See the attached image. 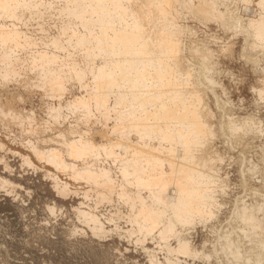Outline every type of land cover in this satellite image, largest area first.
Here are the masks:
<instances>
[{
	"label": "rangeland",
	"instance_id": "374dc122",
	"mask_svg": "<svg viewBox=\"0 0 264 264\" xmlns=\"http://www.w3.org/2000/svg\"><path fill=\"white\" fill-rule=\"evenodd\" d=\"M4 1L8 4L0 7V264H234V261H230L233 253V256L239 255L237 258L240 261V256H249L251 253L249 257L254 256L255 263L251 261L253 258L249 260L245 256V264H264V238L261 236L264 233V92L261 91L264 89V83H261L264 82V51L261 50L262 47L258 48L260 44L257 41L251 37H246V40L238 32V27L242 24L246 26L250 21H258L259 14L263 11L262 6L257 5L260 0H182L185 4L180 0H104V16L97 13L94 15L95 12L87 9L90 8L86 7L87 4L93 5L90 0H83L85 2L82 3L81 0ZM107 3L112 5L108 6ZM108 7L113 12L112 16L108 14ZM202 7L208 9V15ZM76 10L81 16L79 13L75 14ZM211 12L218 13L220 17H224L222 14L227 15L229 24L226 22L224 26L221 21L214 20L219 16L211 17ZM159 15L170 23L172 20L174 27L168 28L170 23L163 21ZM107 16L116 18L112 21L111 28L102 33L96 23L108 18ZM137 16L143 19L138 22H147L142 30L145 31V37L156 38L158 31L161 36V32L165 30L163 37L173 34L171 39H177L176 51H172L176 59L178 53L177 62L180 65L174 66L176 59L164 61L170 67L168 79L173 76L175 79L178 74L181 86H185L183 90L188 93L187 98H193L191 103L202 111L200 113H205L207 128H211L210 132L213 131L215 139L209 135L208 129L204 130L205 136L203 134L201 137H206L209 144L200 145L203 149L199 145V148L193 145L191 150L194 155L190 159H185L182 145L173 146L166 139L160 141L162 130L154 129V133L152 127L153 134L150 135L148 133L151 129L144 130L148 132L149 138L146 132L144 135L140 132L142 110L136 105L122 104L120 89L114 90L120 82L118 79H121L119 74L124 57L115 55L118 62L112 56L109 58V55L103 54L104 51L100 54L99 49H103L108 40L107 44L111 45L119 35H123L119 29L123 33L127 25L130 28L132 21L138 19ZM236 20L240 23L237 24L238 29L235 28ZM165 39L170 40L166 37L163 40ZM135 49L140 51V47ZM138 55L136 57H140ZM115 62L120 63L119 68ZM104 64H107L106 67ZM50 67L53 69L50 70ZM110 73L116 78L113 81L114 88L106 87L105 77ZM182 74H187V78ZM135 81L128 84L131 87H127L132 89L137 83ZM121 84L124 85L123 82ZM126 85L127 83L124 87ZM190 92L193 94L190 95ZM185 104L183 107L192 106L189 102ZM180 107L182 109V106H178ZM148 108L149 112L159 109ZM119 116L130 117V123L125 122L127 118ZM247 120L251 122L244 125L243 122ZM229 121L234 123L231 128ZM160 124L156 126L162 128L163 125ZM165 130L166 128L163 132ZM72 144L77 149L84 146V150H81L85 152L90 149V154L78 158L72 156ZM88 145L90 148L85 149ZM146 147L157 152L159 150L161 162L155 163V170L151 171L150 168L145 170L146 162L144 165L142 163V169L138 173H144L142 177L149 176V173L150 176L153 173V176L171 174L179 168L194 172L197 168V171L200 169L201 173L205 172V178H212L209 185L201 191L202 200H195L192 204L194 210L191 213H177L181 217L172 221L171 211L167 210L165 216L162 210L165 203L161 202L163 199L158 200L161 191L150 192L146 186L137 183L134 174L126 168V159L135 155L133 153H143ZM168 149H171L170 153ZM199 149H205L203 152L206 154H199L202 152ZM198 157L202 163L206 162V168L204 164L199 167L202 163L198 164V159H195ZM203 158H207L206 161ZM69 164V170L71 167L73 171L79 170L74 172H80L78 175L86 174L88 177L89 173L92 176L95 171L94 176L97 178L93 182L96 185L89 188L82 182L73 183L65 177L62 179V173L72 172L67 170L69 167L66 168ZM83 170L86 172L83 173ZM174 186L176 187L172 182L167 190H174ZM152 195L156 198L153 199ZM142 204L154 212V216L162 215L160 223L147 225L140 219L136 222ZM243 210L253 211L252 216L256 219L250 217L249 221L251 224L253 221V225L244 220L247 215ZM233 235H239V239H235ZM244 238L247 241L249 238L254 240L252 244L260 248L256 249L255 245L256 250L253 252L252 244L251 248L250 245L247 247V243L243 245L247 242H242ZM225 240L230 246H234L231 251L223 248L227 255L219 249ZM233 240H237V247L243 245L241 250L247 248L251 252L242 250L239 253L240 250L237 249L240 248L236 247ZM238 241L242 245H238ZM227 257L229 261L226 260Z\"/></svg>",
	"mask_w": 264,
	"mask_h": 264
},
{
	"label": "bare ground",
	"instance_id": "6f19581e",
	"mask_svg": "<svg viewBox=\"0 0 264 264\" xmlns=\"http://www.w3.org/2000/svg\"><path fill=\"white\" fill-rule=\"evenodd\" d=\"M68 1V0H67ZM82 1L83 0H81V3H82ZM85 1H87V0H85ZM85 1H83V2H85ZM93 1V5H89L88 6V4L86 5V7H90V8H87L89 11H92V13L93 12H95L94 13V15H105V8H106V3H104V2H102V1H104V0H90V3ZM124 1V0H123ZM176 1V0H175ZM181 2H182V0H180ZM198 1V0H197ZM203 1V0H202ZM219 1V0H218ZM234 1V0H233ZM236 1V0H235ZM246 1V0H245ZM7 2V1H6ZM4 0L2 1L1 0V2H0V7H1V5L2 6H4V7H6L7 6V4L8 3H6ZM13 2V1H12ZM80 2V1H79ZM88 2V1H87ZM201 2V1H200ZM225 2V1H224ZM242 2V1H241ZM250 2V1H249ZM14 3H15V1H14ZM18 3V2H17ZM16 3V4H17ZM26 3V2H25ZM71 3V2H70ZM120 3V2H119ZM130 3V2H129ZM132 3V2H131ZM130 3V4H131ZM142 3V2H141ZM177 3V2H176ZM182 3H184V2H182ZM204 3V2H203ZM212 3V2H211ZM258 3H259V1H258ZM34 4V3H33ZM75 4H77V3H75ZM92 4V3H91ZM108 4V3H107ZM109 4H111V3H109ZM109 4H108V6H109ZM115 4V3H114ZM116 4H117V2H116ZM121 4V3H120ZM144 4V3H143ZM169 4H170V2H169ZM185 4V3H184ZM205 4V3H204ZM221 4V3H220ZM247 4V3H246ZM28 5V4H27ZM29 5H30V3H29ZM28 5V6H29ZM63 5H64V3H63ZM67 5V4H66ZM79 5V4H78ZM84 5V4H83ZM82 5V6H83ZM112 5V4H111ZM174 5V4H173ZM191 5H192V3L190 4V7H191ZM225 5H226V3H225ZM258 6H262V8H263V11H262V13L261 14H259V17H258V21H250L246 26H243L244 24H242V26H239L238 27V25H240V23H239V20L236 22V26L235 25H233V26H235V28L236 27H238V28H236V29H238V32L240 31L242 34L241 35H244L245 36V38L246 37H251V39H254L255 41H257L259 44H260V47H258L259 49L262 47V49L261 50H263L264 51V0H260V3L259 4H257ZM71 6H72V4H71ZM70 6V7H71ZM76 6V5H75ZM85 6V5H84ZM181 6H183V4L181 5ZM201 6V5H200ZM212 6V5H211ZM14 7V6H13ZM19 7V6H18ZM21 7V6H20ZM24 7V6H23ZM73 7V6H72ZM97 7V8H96ZM123 7V6H122ZM138 7V6H137ZM145 7V6H144ZM150 6H148V8H149ZM169 7V6H168ZM193 7V6H192ZM206 7H207V5H206ZM224 7V6H223ZM2 8V7H1ZM16 8V7H15ZM63 8V7H62ZM79 7H76V9L79 11L80 9H78ZM117 8V7H116ZM116 8H115V10H116ZM119 8V7H118ZM141 8V7H140ZM170 8V7H169ZM179 8V7H178ZM202 8H205V7H202ZM201 8V9H202ZM209 8V7H208ZM6 9V8H5ZM64 9H65V11H66V7H64ZM71 8H69V10H70ZM82 9V8H81ZM111 9V8H110ZM184 9V8H183ZM187 9V8H186ZM191 9V8H190ZM206 9V8H205ZM249 9V8H248ZM77 10L76 11H74L75 12V14H77V13H79V12H77ZM182 10V9H181ZM188 10V9H187ZM208 9H206V11H207ZM250 10V9H249ZM72 11V10H71ZM108 11H109V7H108ZM107 11V12H108ZM133 11V10H132ZM139 11V10H138ZM148 11H150V9L148 10ZM175 11V10H174ZM193 11V10H192ZM235 11V10H234ZM247 11V10H246ZM252 11V10H251ZM63 12V11H62ZM67 12V11H66ZM83 12V11H82ZM111 12H112V10H111ZM110 11L108 12V14L109 15H111V14H113V12L111 13ZM195 12V11H194ZM69 13H70V11H69ZM86 13H87V11H86ZM97 13V14H96ZM127 13H128V11H127ZM129 13H131V11L129 12ZM141 13V12H140ZM156 13H158V12H156ZM155 13V14H156ZM188 13V12H187ZM202 13V12H201ZM204 13H205V11H204ZM210 13V12H209ZM212 14H210L211 15V17L213 16V15H215V16H213V17H216V16H219L218 15V13L217 14H214L213 12H211ZM246 13V12H245ZM260 13V12H259ZM74 14V13H73ZM80 14V16H81V13H79ZM88 14V13H87ZM91 14V13H90ZM118 14H120V13H118ZM143 15H144V13H142ZM154 14V13H153ZM203 14V13H202ZM206 14L208 15V11L206 12ZM0 15H1V13H0ZM89 15V14H88ZM117 15V14H116ZM123 15V14H122ZM141 16L142 18L144 17V16ZM146 15H147V13H146ZM179 15V14H178ZM194 15V14H193ZM209 15V16H210ZM222 15H224V17H225V19H224V17L222 16V17H216L214 20H217V21H221L222 22V25H224L225 26V24H229V22H230V20L225 16V14H222ZM112 16V15H111ZM151 16H152V13H151ZM157 16V15H156ZM160 16V15H159ZM158 16V17H159ZM162 16V15H161ZM160 16V17H161ZM183 16V15H182ZM203 16H204V14H203ZM69 17V16H68ZM95 17V16H94ZM108 18H103V19H100L98 22L99 23H96V24H98V28H100V30L102 31V33L107 29H109V28H111V26H112V21L114 20V18H116V17H114L113 19L111 18V17H109V16H107ZM138 17V16H137ZM148 17V16H147ZM146 17V18H147ZM184 17V16H183ZM231 17V16H230ZM75 18V17H74ZM91 18V17H90ZM96 18V17H95ZM120 18H121V16H120ZM135 18H136V16H135ZM154 18V17H153ZM152 18V19H153ZM163 18V21H166V23H170V22H168V20H165L164 19V17H161V19ZM112 19V20H111ZM134 19V18H133ZM143 20V19H141L140 17H138V19H134V21H132V23H131V26H130V28H128L127 26H129V25H127L125 28H126V30H127V28H128V31L126 32V30L122 33V31H121V29H119V31L121 32V34H123V35H117L118 36V38H117V40H114V41H112L111 40V38H110V42H111V45L110 44H107L108 43V41L106 42V45L103 47V49L101 48V49H99V50H101V52H100V54L104 51V53L103 54H106V55H109V58H110V56H112L113 58H114V56L116 55V56H118V55H121L122 57H124V59L122 60V58H120V60H122V64H121V67L120 66H118V65H120V63L118 64V62H119V60H118V62L116 63V66L119 68L120 67V69H121V73L119 74L120 75V77H121V79L119 78L118 80H120V82L122 83H124V85L127 83V85H126V87H124V85H122L120 82H119V84H118V82H117V84L119 85V87H118V85H117V88H115L114 90H118V89H120V92H121V95L119 96V98H120V102H122V104H125V106H131V105H133V106H137V108L139 107L140 108V111L142 110V112H143V118H142V120H139V124L141 125V128L142 129H140V132H142L143 133V135L145 134V132L146 131H148V128L149 129H151L152 127V129L154 130H157V129H159V130H162L161 132L163 133L161 136H160V134L158 135V136H160L159 138H161L160 139V141H162V139L164 140V139H166L167 141H170V143L172 142V145L173 146H175V145H178V144H180V145H182L183 147V149H184V152H185V159L187 160V158H191L194 154H193V150H191L192 149V147H193V145H207V144H209V143H207V138L206 137H204L203 139H202V137H203V132H204V130L206 129H208L207 130V132L211 129H209V127L207 128V126H208V124L206 123L207 121H206V118H207V116L205 115V113H200V112H202V111H200V109H198V107L196 106V108H195V106H194V104L193 103H191L192 102V100H193V98L190 100V98H187V94L188 93H186V91L185 90H183V87H185V86H181L182 84V82H180L179 81V78L177 77L178 76V74H177V76L175 77V79H174V76H173V78L172 77H170L169 79H168V76H170V74H171V72H170V67L169 66H166L165 64L167 63V62H164V61H168V59H176L175 57H174V49H175V44L178 42L177 41V39H174L173 38V40L171 39V37L173 36V34H172V36H171V34L170 35H165V37L168 39V38H170V40H163L165 37H163L162 36V34L164 33V27H163V30H161V31H163V32H161L160 34H161V36L159 35V31L158 30H160V29H158L157 31H158V33H156V36L158 37V35L160 36V38L158 37H150V36H147V37H145V35L143 34L144 32L142 31L145 27H143V25H145L147 22H138V20ZM151 19V20H152ZM156 19V18H155ZM155 19H154V21H155ZM159 19V18H158ZM204 19H206V18H204ZM233 19V18H232ZM86 20V19H85ZM127 20H129V19H127ZM147 20V19H146ZM179 20V19H178ZM212 20V19H211ZM74 21V20H73ZM91 21V20H90ZM95 21H97V20H95ZM124 21H126V20H124ZM159 21H160V19H159ZM171 21V23L169 24V25H167L168 26V28H169V26H170V28L171 27H174V23H172V20H170ZM174 21V20H173ZM229 21V22H228ZM232 21V20H231ZM88 22V21H87ZM117 22V21H116ZM153 22V21H152ZM152 22H151V24H152ZM227 22V23H226ZM241 22V21H240ZM160 23H161V21H160ZM239 23V24H238ZM115 24V23H114ZM124 24V23H123ZM157 24V26H158V22L156 23ZM238 24V25H237ZM148 25V24H147ZM150 25V24H149ZM230 25H231V23H230ZM86 26H87V24H86ZM89 26H91V25H89ZM94 26V25H93ZM92 26V27H93ZM160 26V25H159ZM95 27V26H94ZM113 27H114V25H113ZM85 28V27H84ZM123 28V27H122ZM124 28V29H125ZM151 28V27H150ZM155 28V27H154ZM158 28V27H157ZM156 28V29H157ZM160 28V27H159ZM167 29V28H166ZM173 29V28H172ZM177 29V28H176ZM185 29V28H184ZM106 30V31H107ZM115 30V29H114ZM141 30V31H140ZM181 30H182V28H181ZM100 31V32H101ZM100 32H99V34H100ZM114 32V31H113ZM147 32V31H146ZM150 32H151V30H150ZM166 32V31H165ZM174 32V31H173ZM239 32V33H240ZM95 33V32H94ZM106 33V32H105ZM116 33V32H115ZM149 33V32H148ZM154 33V32H153ZM8 34V33H7ZM117 34V33H116ZM146 34V33H145ZM167 34H169L168 32H167ZM15 35V34H14ZM85 35V34H84ZM102 35V34H101ZM106 34H104V36H105ZM115 34H113V36H114ZM146 35H148V34H146ZM154 35V34H153ZM7 36V35H6ZM170 36V37H169ZM10 37V36H9ZM76 37V36H75ZM74 37V38H75ZM85 37V36H84ZM106 37V36H105ZM104 37V38H105ZM11 38V37H10ZM73 38V39H74ZM79 38V37H78ZM90 38V37H89ZM101 38H102V36H101ZM113 38V37H112ZM155 38V39H154ZM244 38V37H243ZM1 39V38H0ZM3 39H4V37H3ZM8 39V38H7ZM87 39V38H86ZM92 39V38H91ZM250 39V40H251ZM76 40H77V38H76ZM80 40V39H79ZM83 40V39H82ZM88 40V39H87ZM107 40V39H106ZM180 40V39H179ZM246 40H248L247 38H246ZM260 40V41H259ZM89 41V40H88ZM168 41H170V42H168ZM175 41H177L176 43H175ZM252 41V40H251ZM78 42V41H77ZM102 42V41H101ZM141 43V45H139ZM247 43V42H246ZM80 44V43H79ZM85 44V43H84ZM104 44V43H103ZM151 44V45H150ZM248 44V43H247ZM1 45V44H0ZM75 45H76V43H75ZM93 45V44H92ZM152 45H153V47H152ZM250 45V44H249ZM95 46V45H94ZM134 46V47H133ZM165 46V47H164ZM247 46V45H246ZM246 46H244V47H246ZM259 46V45H258ZM99 47V46H98ZM97 47V48H98ZM133 47V48H132ZM137 47V49H139V47H140V51L138 52V50H134V48H136ZM78 48V47H77ZM94 48V47H93ZM132 48V51H130V49ZM172 49H173V51H172ZM180 49V48H179ZM78 50V49H77ZM82 50V49H81ZM80 50V51H81ZM98 51V50H97ZM175 51H176V49H175ZM179 52V51H178ZM245 52L246 51H244V54H245ZM90 53V52H89ZM88 53V54H89ZM93 53H95V52H93ZM98 53V55H99V52H96V54ZM140 53V55H138ZM177 53V52H176ZM92 54V53H91ZM102 54V55H103ZM124 54V55H123ZM178 54V53H177ZM176 54V57H177V59H178V55ZM192 54V53H191ZM140 56V57H136V56ZM193 55V54H192ZM211 55V54H210ZM210 55H209V57H210ZM88 56V55H87ZM120 56V57H121ZM179 56H180V54H179ZM91 57V56H90ZM95 57V56H94ZM99 57V56H98ZM106 57H108V56H106ZM181 57V56H180ZM196 57V56H195ZM88 58V57H87ZM112 58V59H113ZM197 58V57H196ZM207 58V57H206ZM242 58H243V56H242ZM34 59V58H33ZM94 59V58H93ZM92 59V60H93ZM102 59V58H101ZM115 59V58H114ZM115 59V60H116ZM177 59L176 60H174V63H175V65L174 66H177V65H180V64H178L179 62H177ZM180 59V58H179ZM108 60V58L106 59V61ZM39 61V60H38ZM38 61H37V63H38ZM53 61V60H52ZM101 61V60H100ZM99 62V61H98ZM102 62V61H101ZM164 62V63H163ZM169 62V61H168ZM172 61H170V63H171ZM182 62V61H181ZM190 62V61H189ZM206 62V61H205ZM204 62V63H205ZM209 62V61H208ZM51 63V62H50ZM56 63V62H55ZM59 63V62H58ZM61 63V62H60ZM87 63V62H86ZM105 63V62H104ZM109 63H110V61H109ZM173 63V62H172ZM36 64V63H35ZM57 64V63H56ZM90 64V63H89ZM112 64H113V62H112ZM39 66H41V64H38ZM47 65V64H46ZM52 65V64H51ZM102 65V64H101ZM107 65V64H106ZM106 65L104 64V66L106 67ZM115 65V64H114ZM169 65V64H168ZM202 65H203V63H202ZM205 65V64H204ZM210 65V64H209ZM42 66H43V64H42ZM93 66V65H92ZM99 66V65H98ZM109 66V65H108ZM206 66V65H205ZM212 65H210V67H211ZM48 67H49V64H48ZM94 67V66H93ZM115 67V66H114ZM113 67V68H114ZM116 67V68H117ZM200 67H202L201 65H200ZM204 67V66H203ZM42 68V67H41ZM87 68V67H86ZM101 69H102V67H100ZM174 68V67H173ZM172 68V69H173ZM178 68V67H177ZM176 68V69H177ZM48 69V68H47ZM47 69H45V70H47ZM51 69H53V68H51L50 67V70ZM56 69V68H55ZM61 69H63V68H61ZM110 69V68H109ZM182 69V68H181ZM202 69V68H201ZM200 69V70H201ZM49 70V71H50ZM64 70V69H63ZM118 70V69H117ZM175 70V69H174ZM179 70V69H178ZM177 70V71H178ZM203 70H204V68H203ZM31 71V70H30ZM43 71V70H42ZM90 71H92V70H90ZM97 71V70H96ZM120 71V70H119ZM173 71V70H172ZM211 71V70H210ZM209 71V72H210ZM213 71V70H212ZM54 72V71H53ZM58 72V71H57ZM174 72V71H173ZM180 72H182V71H180ZM185 72V71H184ZM204 72V71H203ZM37 73V72H36ZM66 73V72H65ZM64 73V74H65ZM179 73V72H178ZM183 73V72H182ZM263 73H264V71H263ZM39 74V73H38ZM43 74V73H42ZM69 74H71V73H69ZM92 74V73H91ZM95 74V73H94ZM98 74V73H97ZM176 74V73H175ZM180 74V73H179ZM189 74V73H188ZM192 74V73H191ZM206 74V73H205ZM45 75V74H44ZM44 75H43V77H44ZM54 75V74H53ZM108 76H106L105 78V83H106V87L108 88V87H110V86H113L114 84H113V81H116V78L113 76V74H107ZM115 75V74H114ZM117 75V74H116ZM183 75V74H182ZM55 76V75H54ZM93 76V75H92ZM95 76V75H94ZM185 78H187L186 76H187V74H186V76L185 75H183ZM190 76V75H189ZM65 77V76H64ZM117 77V76H116ZM200 77V76H199ZM264 77V76H263ZM54 79H55V81H56V78L55 77H53ZM52 78V79H53ZM59 78V77H58ZM66 78V77H65ZM83 78V77H82ZM96 78V77H95ZM80 79V78H79ZM92 79V78H91ZM104 79V78H103ZM123 79V80H122ZM182 79V78H181ZM184 79V78H183ZM203 79V78H202ZM85 80V79H84ZM95 80V79H94ZM133 80H136L135 82H137V83H135V85H133L132 87V89L131 88H128V87H131V86H129L128 84H130V83H132V81ZM186 80V79H185ZM200 80V79H199ZM96 81V80H95ZM94 81V82H95ZM190 81V80H189ZM188 81V82H189ZM203 81V80H202ZM209 81V80H208ZM53 82H54V80H53ZM79 82V81H78ZM197 82V81H196ZM195 82V83H196ZM67 83H68V80H67ZM82 83V82H81ZM96 83V82H95ZM94 83V84H95ZM192 83V82H191ZM191 83H190V85H191ZM195 83H194V85H195ZM198 83V82H197ZM196 83V84H197ZM200 83V82H199ZM261 83H264V82H261ZM97 84V83H96ZM202 84V83H201ZM209 84V83H208ZM61 85V84H60ZM100 85V84H99ZM104 85V84H103ZM123 87H122V86ZM183 85H185L184 83H183ZM189 85V84H188ZM187 85V86H188ZM193 85V84H192ZM193 85V86H194ZM128 86V87H127ZM211 86V85H210ZM197 87H198V85H197ZM199 87H200V85H199ZM57 88V87H56ZM113 88H114V86H113ZM189 88V87H188ZM212 88V87H211ZM218 88V87H217ZM59 89H61V88H59ZM95 89V88H94ZM104 89V88H103ZM111 89V88H110ZM199 89V88H198ZM201 89H202V87H201ZM207 89V88H206ZM221 89V88H220ZM188 92H189V90H187ZM195 91V90H194ZM261 91H263L264 92V89L263 90H261ZM59 93H61V92H59ZM114 93V92H113ZM119 93V92H118ZM202 93V92H201ZM117 94V93H116ZM193 93H191L190 92V95H192ZM195 94V93H194ZM212 94V93H211ZM103 95V94H102ZM199 95V94H198ZM197 96V95H196ZM200 96H201V94H200ZM199 96V97H200ZM264 96V95H263ZM262 96V97H263ZM105 97V96H104ZM193 97V96H192ZM219 97V96H218ZM115 98V97H114ZM118 98V97H117ZM116 98V99H117ZM101 99V98H100ZM199 100H201V99H199ZM101 101H103V100H101ZM119 101V100H118ZM198 101V100H197ZM203 101V100H202ZM216 101V100H215ZM112 102H116V101H112ZM185 102H189V105L190 104H192V106H188V107H183V105L185 104ZM195 102H196V100H195ZM217 102V101H216ZM204 103V102H203ZM218 103V102H217ZM217 103H216V105H217ZM104 104V103H103ZM115 104V103H114ZM187 104V103H186ZM185 104V105H186ZM121 105V104H120ZM196 105V104H195ZM221 105V107H222V104H220ZM225 105V104H224ZM132 106V107H133ZM178 106H182V109H181V107L180 108H178ZM202 106V105H201ZM106 107V106H105ZM148 107H153L154 109H157V108H159V109H157V111L156 110H153V111H155V112H152V110H151V112H149L150 110H148L149 108ZM203 107V106H202ZM205 107H206V105H205ZM220 107V106H219ZM118 108V107H117ZM135 108V107H134ZM207 108V107H206ZM205 108V109H206ZM224 108V107H223ZM103 109V108H102ZM105 109V108H104ZM108 109V108H107ZM130 109V108H129ZM225 109V108H224ZM227 109V108H226ZM101 110V109H100ZM114 110V109H113ZM120 110V109H119ZM118 110V111H119ZM123 110V109H122ZM127 110H128V108H127ZM137 111V110H136ZM204 111V110H203ZM209 111V110H208ZM122 112V111H121ZM121 112H120V114H121ZM207 112V111H206ZM114 113H115V111H114ZM126 113V112H125ZM207 114V113H206ZM116 115V114H115ZM141 115V116H142ZM118 116V115H117ZM129 116H130V114H129ZM134 116V115H133ZM120 117V116H119ZM122 117H124V116H122ZM122 117H120V118H122ZM150 117H152L153 119H150L149 120V118ZM116 118V117H115ZM125 119L127 118V117H124ZM135 118V117H134ZM140 118V117H139ZM209 118V117H208ZM115 120V119H114ZM123 120V119H122ZM132 120H134L133 118H132ZM219 120V119H218ZM231 121H232V119H230ZM126 121H128L129 123H130V117L129 118H127V120H125V122ZM227 121V120H226ZM240 121V120H239ZM131 122H134V121H131ZM251 121H249L248 122V120L246 121V122H243L244 123V125H248V123H250ZM128 123V124H129ZM162 124L163 126H162V128H161V126L159 127V126H156L157 124L159 125V124ZM135 124V123H134ZM160 124V125H161ZM234 123L233 122H231L230 123V121H229V127L231 128L232 127V125H233ZM115 125V124H114ZM117 125H118V123H117ZM136 125V124H135ZM143 125H144V127H143ZM103 126V125H102ZM130 126H132V125H130ZM238 126V125H237ZM240 126V125H239ZM211 127V126H210ZM246 127V126H245ZM164 128H166V130L163 132V130H164ZM125 129V128H124ZM152 129H151V131L149 130V133L148 132H146V134L148 133L149 135L150 134H153V132H152ZM144 130H146L145 132H144ZM155 130H154V133H156L155 132ZM105 131H106V129H105ZM139 132V133H140ZM150 132H152V133H150ZM159 132V131H158ZM225 132V131H224ZM114 133V132H113ZM119 134H120V132H118ZM222 133V132H221ZM220 133V134H221ZM76 134V133H75ZM100 134V133H99ZM147 134V136H148V138H149V135ZM211 134V135H210ZM256 134V133H255ZM106 135V134H105ZM208 135V134H207ZM209 135L210 136H214V134H213V131L211 130V132L209 131ZM222 135V134H221ZM226 135V134H225ZM153 136V135H152ZM155 136V135H154ZM202 136V137H201ZM204 136H205V134H204ZM212 136V137H213ZM254 136H256V135H254ZM103 137V136H102ZM101 137V138H102ZM145 137V136H144ZM156 137V136H155ZM229 137V136H228ZM120 138V137H119ZM123 138V137H122ZM159 138H157V139H159ZM206 138V139H205ZM214 138V137H213ZM87 139V138H86ZM124 139V138H123ZM126 139V138H125ZM156 139V138H155ZM156 139V140H157ZM201 139H202V142H201ZM215 139V138H214ZM108 140V139H107ZM151 140V139H150ZM71 141V140H70ZM114 141V140H113ZM139 141V140H138ZM209 141V140H208ZM211 141V140H210ZM212 141H213V139H212ZM73 143H75V141L73 140L72 141ZM78 142V141H77ZM79 142H81V140L79 141ZM108 142H110V141H108ZM123 142V141H122ZM141 142V141H140ZM146 142V141H145ZM200 142V143H199ZM111 143V142H110ZM115 143V142H114ZM135 143V142H134ZM159 143H161V142H159ZM206 143V144H205ZM212 143V142H211ZM81 144H82V142H81ZM84 144V143H83ZM133 144V143H132ZM131 144V145H132ZM71 145V144H70ZM75 144H72V151H71V149L69 150V151H71L73 154H72V156H75V157H79V156H87V155H89L90 154V146L88 145V146H85V149H87L88 147V149H89V151L87 152H85V151H83L84 149V146H83V148L81 147V149H83V150H81V149H77L75 146H74ZM85 145V144H84ZM87 145V144H86ZM119 145V144H118ZM136 145V144H135ZM74 146V147H73ZM141 146V145H140ZM155 147L157 146V145H154ZM179 146V145H178ZM199 146L197 147V148H199ZM91 147H94V146H91ZM110 147V146H109ZM135 147V146H134ZM133 147V148H134ZM142 147V146H141ZM158 147H160V146H157L156 148H158ZM172 147V146H171ZM205 147H207V146H204V148ZM169 148V147H168ZM173 148V147H172ZM171 148V149H172ZM95 149H97L96 147H95ZM131 149V148H130ZM148 149V150H147ZM150 149H152V148H148V147H146V149L144 150V152L143 153H141V152H136V153H133V154H135V155H133L130 159H126V161H125V163H124V165L126 166V168H128V170H129V172H132L133 174H134V176H135V180L137 181V183H139L140 185H142V186H146L149 190H150V192H151V190H152V193L155 191V190H160L161 192H160V194H159V196H158V200L160 199H163V200H161V202L162 203H165L164 204V208H162V210L164 211V215L166 216V213H168L167 212V210L169 211H171V216L170 217H173V218H171L172 219V221L173 220H176L178 217H181V215L180 214H177V213H184V212H190L191 213V211L192 210H194L193 209V206L194 205H192L193 203H195V200H202V197H203V195L201 194L202 192V190L205 188V187H207L208 185H209V183L212 181V178H205L204 177V173L205 172H203V173H201L200 172V169H198V171H197V168H196V171L194 170V172H193V170H190V171H188L186 168H183L184 170H182V169H178L177 171L175 170V171H173V173L171 172V174H160V175H155V176H153V174L150 176V173H149V176H147V177H142V176H144L143 174H141V175H138V173H140V170L142 169V166L144 165V163L146 162V165L144 166L145 167V170L147 171V169L149 170V168H150V171L151 170H155V163H157L158 161H160L161 160V155H159V150H158V152H157V150L156 151H154V149H152V151L150 150ZM160 149H161V147H160ZM170 149V150H171ZM200 149H203V147L201 148V146H200ZM198 150L199 152L200 151H202L201 153H199V154H204L205 152H203L204 150ZM252 149V148H251ZM93 151H94V149H92ZM91 150V151H92ZM126 150V149H125ZM169 150V149H168ZM169 150V153L171 152ZM68 151V152H69ZM131 151V150H130ZM154 151V152H153ZM127 152V151H126ZM133 152V151H132ZM157 152V153H156ZM161 152V151H160ZM165 152H168V151H165ZM197 152V151H196ZM209 152V151H208ZM207 152V153H208ZM174 153H175V151H174ZM180 153V152H179ZM69 155L68 156H71V153H68ZM161 154H162V152H161ZM165 154V153H164ZM168 154V153H167ZM197 154V153H196ZM198 154V155H199ZM206 154V153H205ZM209 154V153H208ZM92 155V154H91ZM200 156H202V155H200ZM210 156V155H209ZM80 157V158H81ZM162 157H163V155H162ZM204 157H206V156H204ZM219 157H220V155H219ZM119 158V157H118ZM201 158V157H200ZM210 158V157H209ZM163 159V158H162ZM164 159H165V157H164ZM195 159H198V161L200 160L199 159V157L198 158H195ZM206 159L207 158H203V160H205L206 161ZM57 161L59 160V159H56ZM78 160V159H77ZM211 160V159H210ZM60 161V160H59ZM118 161V160H117ZM121 161H122V159H121ZM172 161V160H171ZM62 162V161H61ZM161 162V161H160ZM182 162V161H181ZM181 162L179 163L180 165H181ZM197 162V161H196ZM201 161H199L198 162V164L200 163ZM213 162V161H212ZM142 163H143V165H142ZM174 163V162H173ZM195 163V162H194ZM202 163V162H201ZM205 163L206 162H204V163H202V164H199V167H200V165L202 166L203 164H204V168H206L205 167ZM57 164V163H56ZM59 164H60V162H59ZM59 164L57 165L59 168L60 167H62V166H59ZM158 164H160V163H158ZM163 164V163H162ZM161 164V165H162ZM168 164L171 166V162H169V160H168ZM197 164V163H196ZM197 164V165H198ZM212 164V163H211ZM262 164V163H261ZM70 165L71 164H69L68 166H66V168L67 167H69V168H67V170H69L70 169ZM63 166H64V164H63ZM83 166V165H82ZM158 166V165H157ZM211 166V165H210ZM252 166V165H251ZM163 167V166H162ZM162 167H160V169L162 168ZM172 167H173V164H172ZM186 167V166H185ZM189 166H187V168H188ZM191 167H192V165H191ZM196 167V166H195ZM213 167V166H212ZM63 168V167H62ZM64 168H65V166H64ZM74 168H75V166H74ZM147 168V169H146ZM174 168L175 167H173V170H174ZM177 168V167H176ZM182 168V167H181ZM203 168V169H204ZM61 169V168H60ZM87 169H90V168H87ZM194 169V168H193ZM211 169V168H210ZM62 170V169H61ZM162 170V169H161ZM161 170H160V172H161ZM252 170V169H251ZM258 170V169H257ZM63 172H66V171H64V170H62ZM69 171H72V172H69V173H62V179L65 177V178H68L69 179V181H72L73 183L75 182H82L83 184H85L87 187H89V188H93L96 184V182H93L97 177H95L94 176V172H92L93 173V177L92 176H90L91 174L89 173L88 174V177H86V174H84V175H78V174H75L74 172H78L79 170H77V169H75L74 171H73V169H72V167H71V170H69ZM170 171V170H169ZM168 171V172H169ZM86 172V170L84 171L83 170V173H85ZM153 172V171H152ZM160 172H158V173H160ZM179 172H181V173H179ZM253 172V171H252ZM100 172L98 171V176L100 175L99 174ZM193 174V176H192V174ZM96 174V173H95ZM209 174V173H208ZM207 174V175H208ZM262 174V173H261ZM97 175V174H96ZM130 175V174H129ZM212 175V174H211ZM255 175V174H254ZM263 178H264V172H263ZM146 176V175H145ZM259 176H260V174H259ZM214 177H216V176H214ZM254 177V176H253ZM174 183L175 185H176V187L174 188V190H171V191H168L167 190V187L171 184V183ZM68 184H70L69 182H68ZM72 184V183H71ZM70 184V185H71ZM71 186H69V188H70ZM72 187H74V186H72ZM170 190V189H169ZM167 191V192H166ZM258 192V191H257ZM157 193H158V191H157ZM156 193V194H157ZM166 193H167V196H166ZM155 194V195H156ZM168 194H169V196L170 197H168ZM208 194V193H207ZM210 195V194H209ZM208 195V196H209ZM153 196V199H155L156 197L154 196V195H152ZM168 198H170V199H168ZM204 198H205V196H204ZM159 200V201H160ZM170 201V202H169ZM166 202H168V203H170V204H166ZM134 203V202H133ZM205 203V202H204ZM202 204V203H201ZM207 204V203H206ZM255 205H257V204H255ZM141 207H140V213H138V215H137V218H136V222L137 221H139V219L142 221V223H144V224H147V225H152V224H156V223H160V219H162L163 217H162V215H160V217H158L157 215V217L156 216H154L155 214H154V212L152 213L151 211H149L145 206H143V204L142 205H140ZM160 206V205H159ZM160 208V209H161ZM167 208H169V209H167ZM196 208V207H195ZM258 208H260V207H258ZM139 209V208H138ZM256 209V208H255ZM243 212H244V214L245 215H247V216H245L244 217V220L248 223L249 221H250V217L253 219L255 216H252L253 215V211H247V210H243ZM255 212V211H254ZM201 213V212H200ZM214 213V212H213ZM170 214V213H169ZM169 214H167V217L169 216ZM180 215V216H179ZM203 215H204V213H203ZM210 215V214H209ZM256 215V214H255ZM169 217V218H170ZM182 217H183V215H182ZM195 217V216H194ZM193 218V217H192ZM231 218V217H230ZM258 218V217H257ZM199 219V218H198ZM251 219V220H252ZM254 219H256V218H254ZM170 220V219H169ZM186 220V219H185ZM164 221H165V219H164ZM252 222V224L249 222L248 224L249 225H253V221H251ZM258 222V221H257ZM165 223V222H164ZM258 225V227H260V225L262 226V223L259 225V224H257ZM158 226V225H157ZM171 228V227H170ZM169 228V229H170ZM262 228H264V227H262ZM238 231V230H237ZM234 233V232H233ZM257 234H258V232H257ZM261 234V233H260ZM262 234H264L263 232H262ZM261 234V236L264 238V236ZM259 235V234H258ZM233 236H235V235H233ZM237 236V235H236ZM235 236V239L237 238V239H239L238 237H239V235L236 237ZM246 236V235H245ZM251 236V235H250ZM253 236V235H252ZM243 239V234L241 235V237H240V239ZM246 239H247V237H245ZM244 238V240L242 241V242H244V241H247L246 239ZM251 238V237H250ZM250 238H249V241H247V242H244L243 243V245H245V243H247V247H249V245H250V248H251V246L253 245L252 243V241H254V240H250ZM256 240L255 241H257L258 240V237L256 236ZM261 238V237H260ZM262 238V239H263ZM232 239H234V238H232ZM241 239V240H242ZM234 241V240H233ZM254 241V242H255ZM264 241V240H263ZM225 243H223L221 246L222 247H219V249L221 250L220 252H224L223 251V248H228V249H230V251H231V249H232V247H234V246H230V244H228V242L225 240L224 241ZM232 242V241H231ZM235 242H237V240H235L234 241V243ZM239 242V244L238 245H242V244H240V241H238ZM260 242H261V240H260ZM233 243V242H232ZM249 243V244H248ZM218 244V246H219V243H217ZM252 244V245H251ZM235 245H236V243H235ZM243 245L242 246H240V247H243ZM256 244H254L253 246H254V248L252 247L251 249H253V252L256 250V249H258V248H260V247H258L257 245V247L255 246ZM259 246H260V243L258 244ZM215 246V245H214ZM217 246V245H216ZM262 246V245H261ZM236 247H237V245H236ZM235 247V248H236ZM239 246L237 247V248H240ZM246 247V246H245ZM255 247H256V249H255ZM216 248V247H215ZM244 248V247H243ZM242 248V250H245V249H243ZM263 249H264V245H263V247H262ZM250 249V250H251ZM215 250H218V249H215ZM237 250H240V251H238L239 253L242 251L241 250V248L240 249H237ZM250 250H248L247 248H246V252H251ZM261 250V249H260ZM214 251V250H213ZM216 253L218 252V251H215ZM237 252V253H238ZM244 252V251H243ZM252 252V253H253ZM262 252V251H261ZM261 252H260V254H261ZM224 253H226V252H224ZM232 253H233V251H232ZM245 253V252H244ZM264 253V252H263ZM262 253V254H263ZM218 254H219V252H218ZM249 254V253H248ZM251 254V253H250ZM250 254H249V256H250ZM255 254H257V252L255 253ZM255 254H253V255H255ZM223 255V254H222ZM222 255H220V256H222ZM226 255H227V253H226ZM225 255V256H226ZM234 255V253L232 254V256H231V260L229 259V257H227L226 258V260H230V261H234L233 263L234 264H242V263H244L243 261V259H245V256H247V255H244V254H242V255H244V257L243 256H240V258L242 257V261H240L238 258V256L239 255H237V257L236 256H233ZM219 256V257H220ZM249 256H247L246 257V259H249L250 257ZM256 256V255H255ZM218 257V258H219ZM251 258H253V259H251ZM250 259H251V261L253 260L254 261V256H252ZM220 259V258H219ZM222 259H223V257H222ZM221 259V260H222ZM233 259V260H232ZM249 259V260H250ZM258 259V258H257ZM221 260H219V262L221 261ZM224 260V259H223ZM222 260V261H223ZM225 261V260H224ZM250 261V262H251ZM252 261V262H253ZM242 262V263H241ZM257 262H258V260H257ZM256 262V263H257ZM229 263V262H228ZM245 263H247V262H245ZM244 263V264H245ZM254 263H255V261H254ZM254 263H252V264H254ZM259 264H260V262H259Z\"/></svg>",
	"mask_w": 264,
	"mask_h": 264
}]
</instances>
